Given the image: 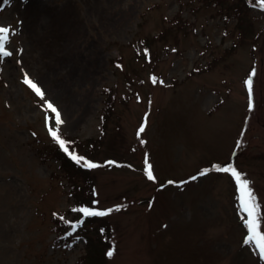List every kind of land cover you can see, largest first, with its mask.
<instances>
[{
    "label": "rangeland",
    "instance_id": "obj_1",
    "mask_svg": "<svg viewBox=\"0 0 264 264\" xmlns=\"http://www.w3.org/2000/svg\"><path fill=\"white\" fill-rule=\"evenodd\" d=\"M217 1L0 0V264H264L234 178L199 175L230 163L264 212V4ZM48 102L99 167L50 151Z\"/></svg>",
    "mask_w": 264,
    "mask_h": 264
},
{
    "label": "snow or ice",
    "instance_id": "obj_2",
    "mask_svg": "<svg viewBox=\"0 0 264 264\" xmlns=\"http://www.w3.org/2000/svg\"><path fill=\"white\" fill-rule=\"evenodd\" d=\"M5 4L11 3V0H3ZM261 3L264 4V0H261ZM14 34L9 27L0 26V60L4 58L10 57L13 53L6 50V44L9 41V35ZM254 74V73H253ZM153 83H156V78H152ZM24 83L28 85L37 96L43 98L44 93L42 92L41 88L37 86L30 78L25 76ZM245 85L248 90L249 94V108L252 107L251 104V95H252V77L251 75L245 81ZM46 107L54 113V123L55 128L49 127L48 134L52 137V139L56 142L59 148L67 154L77 165L82 166L86 169H94L99 167L94 162L87 160L86 158L75 154L74 150L70 151V143L65 139L61 138L60 135V126L63 124L61 119V115L59 111L53 106L51 102L46 104ZM144 128L141 127L139 132H143ZM139 135V133H138ZM109 165L113 164L114 162L109 161L107 162ZM145 168L144 174L149 181H154L155 177L153 175V166L148 162L147 156L144 160ZM210 171H215L218 173H225L230 174L232 178H234L235 184L237 186V191L239 193V205L240 211L246 214V218L242 217V224L247 230L246 238L244 239L243 243L245 245L252 246L255 250L258 251L260 259L264 260V231H262V223H264V212L261 211L262 205L258 202L255 193L253 192L252 188L250 187V182L242 177V174L233 167L230 163L227 165H213L212 168H205L203 169L199 175L203 176L209 173ZM197 177H191L192 180H195ZM168 184L175 183L174 181H168ZM184 183V182H181ZM163 187V186H161ZM73 211L82 213L84 217H98V216H106L113 209H108L107 211L103 210H95L94 208L90 207H80L74 208ZM115 211H119V207L115 209ZM82 223V221H81ZM76 225H73V230H75ZM71 235V233H69ZM108 255L111 256L112 252L109 251Z\"/></svg>",
    "mask_w": 264,
    "mask_h": 264
},
{
    "label": "trees",
    "instance_id": "obj_3",
    "mask_svg": "<svg viewBox=\"0 0 264 264\" xmlns=\"http://www.w3.org/2000/svg\"><path fill=\"white\" fill-rule=\"evenodd\" d=\"M206 1H209V0H206ZM248 1V0H247ZM215 3L217 4V5H219L218 4V1L217 0H215ZM248 3H250V2H248ZM218 9H219V7H218ZM50 149V151L52 152H54V155L56 156V157H58L59 159H61L62 160V165L64 166V167H66L67 166V160H69V159H67L66 157H68V156H66V154L57 146L56 148H53V147H50L49 148ZM38 153L41 155L42 154V157H47V152H45V150H41V151H39V149H38ZM72 162L74 163V161L72 160ZM76 164V163H75ZM58 219V218H57ZM61 219V218H60ZM60 219H58L59 221H61ZM61 233V232H60ZM69 232L67 233V234H65L64 236L63 235H61L60 237H59V239H61V240H68L69 238ZM69 242V241H68ZM68 242L65 244V245H69L68 244Z\"/></svg>",
    "mask_w": 264,
    "mask_h": 264
}]
</instances>
